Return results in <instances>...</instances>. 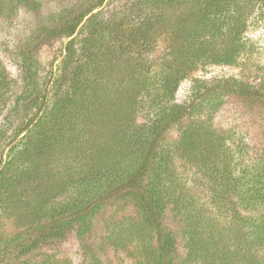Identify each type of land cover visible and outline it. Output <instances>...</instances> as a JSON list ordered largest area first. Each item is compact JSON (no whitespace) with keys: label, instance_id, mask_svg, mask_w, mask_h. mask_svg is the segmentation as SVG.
I'll list each match as a JSON object with an SVG mask.
<instances>
[{"label":"trees","instance_id":"1","mask_svg":"<svg viewBox=\"0 0 264 264\" xmlns=\"http://www.w3.org/2000/svg\"><path fill=\"white\" fill-rule=\"evenodd\" d=\"M15 6L39 10L42 0H0V15ZM263 7L264 0H73L50 14L27 43L65 40L47 82L27 50L18 54V95L0 69V264H70L41 251L72 232L89 264H102L86 240L115 201L131 204L154 233V247L135 264H264V148L244 154L212 125L222 95L264 105V93L233 79L195 81V95L176 102L198 68L237 63ZM176 160L192 168L191 186ZM168 209L180 224L183 258L164 222Z\"/></svg>","mask_w":264,"mask_h":264},{"label":"rangeland","instance_id":"2","mask_svg":"<svg viewBox=\"0 0 264 264\" xmlns=\"http://www.w3.org/2000/svg\"><path fill=\"white\" fill-rule=\"evenodd\" d=\"M70 1L73 0H42L39 10L15 6L1 13L0 69L5 71L11 81L14 95H18L22 88L18 56L21 50L35 53L40 61V76L43 83L47 82L52 66L58 65L65 40H58L37 49L33 48V44L27 43L31 37L41 35L39 31L50 14ZM111 10L112 6H108L105 13ZM251 21L244 35V48L237 63L232 66L207 65L192 72L178 88L177 103H182L195 95L192 92L195 81L211 84L214 81L233 79L243 87L264 93V7ZM219 99L221 105L219 111L213 114V127L226 132L233 148L250 156L259 153L264 148V105L253 99L235 96L222 95ZM178 131L179 127H173L166 134L169 145H173ZM175 165L179 174L191 186L192 168L181 160H176ZM164 222L175 237L178 258H183L185 250L180 224L169 209L165 212ZM86 241L102 264H135L143 260L140 256L143 248L145 249L147 245L154 247L155 238L154 233L146 227L131 204L115 201L105 206L93 219L92 229ZM41 253L52 255L70 264H89V254L83 252L74 232L64 241L43 249Z\"/></svg>","mask_w":264,"mask_h":264}]
</instances>
